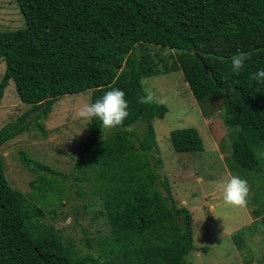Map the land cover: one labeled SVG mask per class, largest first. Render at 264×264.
Wrapping results in <instances>:
<instances>
[{
    "label": "trees",
    "instance_id": "obj_1",
    "mask_svg": "<svg viewBox=\"0 0 264 264\" xmlns=\"http://www.w3.org/2000/svg\"><path fill=\"white\" fill-rule=\"evenodd\" d=\"M16 2L26 27L0 29V60L6 63L0 103L14 81L31 108L0 130V147L32 125L46 135L43 121L67 95L92 91V103L113 87L123 89L129 116L111 129L92 119L79 176L72 174L75 184L94 180L91 199L101 196L100 213L110 227L98 239H84L87 252L44 223L45 205L70 197L63 175L22 153L27 169L45 171L31 183L29 198L11 186L0 157V264H192L193 215L162 181V163L154 156L153 121L168 108L139 102L146 95L142 80L157 75L154 46L177 51L171 70L183 71L198 103L221 102L223 118L236 132L227 160L233 175L246 179L253 192L260 189L247 204L255 206L264 231V83L254 79L264 70V0ZM238 53L246 60L236 73L231 57ZM170 139L177 153L205 151L197 128L175 130Z\"/></svg>",
    "mask_w": 264,
    "mask_h": 264
},
{
    "label": "rangeland",
    "instance_id": "obj_2",
    "mask_svg": "<svg viewBox=\"0 0 264 264\" xmlns=\"http://www.w3.org/2000/svg\"><path fill=\"white\" fill-rule=\"evenodd\" d=\"M25 27L26 21L16 0H0V29L16 31ZM150 54L158 70L157 75L142 80L143 91L168 108L163 119L153 121L158 142L154 156L162 163L159 170L162 181L167 182L179 206L188 208L193 215L195 249L187 259L192 264H264V231L261 217L253 214L255 206L251 202L243 207L233 206L222 199L221 184L233 175L227 158L236 132L225 122L221 102L211 98L200 104L195 100L183 71L171 70L176 62V50L154 46ZM5 69L6 63L0 60V82ZM91 98L92 91L60 98L43 121L46 135L32 125L0 147L9 183L29 198L33 197L31 183L45 171L27 169L22 153L63 175L64 184L71 187L70 197L64 196L61 202L54 199L52 205H45L44 223L53 225L65 241L74 242L83 252L88 250L86 237L98 239L110 232L107 220L100 213L101 196L91 199L94 180L88 184L79 180L75 184L72 175L79 176L77 165L85 158V147L92 137V119L78 115L83 105L91 103ZM30 108L22 103L11 81L0 103V130L15 123ZM191 127L199 130L205 151L177 153L171 144V133ZM259 156L264 161V154ZM79 189L85 194L76 195ZM260 192L259 188L253 192L249 186L248 197Z\"/></svg>",
    "mask_w": 264,
    "mask_h": 264
},
{
    "label": "clouds",
    "instance_id": "obj_3",
    "mask_svg": "<svg viewBox=\"0 0 264 264\" xmlns=\"http://www.w3.org/2000/svg\"><path fill=\"white\" fill-rule=\"evenodd\" d=\"M246 57L244 54H235L231 57L232 71H241ZM258 83H264V70L254 74ZM151 95L139 97L140 103H150ZM79 117L91 120L98 119L102 128H115L121 125L129 116V102L123 89L113 87L92 103L83 105L78 112ZM222 199L226 204L233 206H246L249 195V185L246 179L239 175H231L221 184Z\"/></svg>",
    "mask_w": 264,
    "mask_h": 264
},
{
    "label": "water",
    "instance_id": "obj_4",
    "mask_svg": "<svg viewBox=\"0 0 264 264\" xmlns=\"http://www.w3.org/2000/svg\"><path fill=\"white\" fill-rule=\"evenodd\" d=\"M47 104V102H45V105Z\"/></svg>",
    "mask_w": 264,
    "mask_h": 264
}]
</instances>
